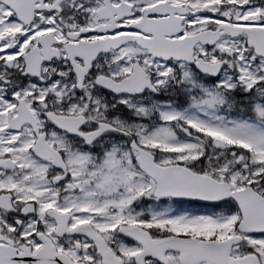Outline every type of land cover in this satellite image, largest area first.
<instances>
[{
    "label": "snow or ice",
    "instance_id": "1",
    "mask_svg": "<svg viewBox=\"0 0 264 264\" xmlns=\"http://www.w3.org/2000/svg\"><path fill=\"white\" fill-rule=\"evenodd\" d=\"M0 264H264V0H0Z\"/></svg>",
    "mask_w": 264,
    "mask_h": 264
}]
</instances>
